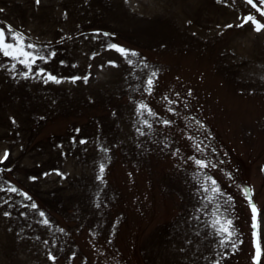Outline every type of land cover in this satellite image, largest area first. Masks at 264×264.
<instances>
[{"label": "rangeland", "instance_id": "rangeland-1", "mask_svg": "<svg viewBox=\"0 0 264 264\" xmlns=\"http://www.w3.org/2000/svg\"><path fill=\"white\" fill-rule=\"evenodd\" d=\"M0 9V21L57 50L38 66L80 77L44 83L19 75L23 65L16 76L10 64L0 69V157L9 153L0 160V264H253L244 189L264 215V30L240 21L264 15L246 0H0ZM109 42L139 55L130 65ZM140 99L158 113L143 110L150 128L135 111ZM192 156L208 161L200 180ZM203 173L234 198L216 206L235 217V251L199 229L207 216L187 220L205 195Z\"/></svg>", "mask_w": 264, "mask_h": 264}, {"label": "snow or ice", "instance_id": "snow-or-ice-1", "mask_svg": "<svg viewBox=\"0 0 264 264\" xmlns=\"http://www.w3.org/2000/svg\"><path fill=\"white\" fill-rule=\"evenodd\" d=\"M40 0H36L38 4ZM224 3H229V0H224ZM232 3L235 4V0H232ZM247 5H251L252 8L256 9L261 15H264V0H246ZM2 11V9H0ZM251 22L256 31L264 30V20L257 18V16L252 11H246L242 13V19L240 21L241 24H245ZM226 27H231V25H226ZM94 31L100 32L101 29H95ZM105 35H108L105 33ZM114 36L115 33H112ZM109 49L117 50L128 64H132L133 61L130 58L131 56H138L139 52L136 49L128 48L122 44L116 42H109L105 45ZM0 55L5 58H10L6 62H0V69H4L6 64H10L11 67V75L16 76L18 73L15 71L17 65H23L26 70L21 71L19 75L24 78H29L30 76L33 79H43L44 83L55 82L59 83L62 80L68 79L72 81H76L80 79L79 76H68L64 77L62 75H57L53 71L49 70L47 66H38L39 61L48 62L52 59V57L57 55V50L52 48L50 44H40L33 41L29 36L25 34L24 31L15 27L13 24L7 21H0ZM96 55V53H93ZM60 64H66L67 61L60 60ZM119 61L115 59H110L107 61L109 64H117ZM144 61H139L138 65L144 64ZM34 65H36L34 69ZM102 66V65H101ZM38 74H43L40 76ZM155 72H152L147 76L145 90L149 93L153 92V85L155 83ZM83 79L87 81L88 77L84 76ZM179 95V94H177ZM137 107L135 109L136 113L140 115L142 123L151 127L150 121L144 118L143 110H147L152 116H157L158 113L145 102L144 99H140L136 101ZM170 111H175L174 108L170 109ZM163 124H171L172 121L165 118L161 121ZM202 123V122H201ZM137 132L142 133V129L137 128ZM143 134V133H142ZM86 139V138H84ZM83 142V141H82ZM101 149L104 152H108L109 150L105 148L103 145H100ZM179 152V149L176 150ZM8 149H5L4 156L0 157V160L6 159L8 157ZM175 154V153H174ZM191 159L194 161L195 165H197L196 172L193 173V178L200 180V177L197 173H201L204 168L208 166V161L205 159L197 158L196 156H192ZM105 163H99V175L97 179L102 180L105 172ZM0 171H3L0 168ZM59 171V170H57ZM230 175V174H229ZM33 179H35L33 177ZM210 182V183H209ZM202 188L205 191V195L203 196V200L200 202L199 209H193V214L187 217V220L193 221L194 219L199 220V216L203 214L208 217V222H201L199 225V229H210V235H214L219 237L218 247L223 249L224 247H230L233 251L237 249V243L233 242V237H235L238 233V229L234 224V215L230 209V207H221L216 206L217 201L220 200L222 196H227L228 201L233 202L234 198L231 194L223 191L217 180L209 176L207 173H203V180L201 181ZM8 184L11 185L10 191L19 193L20 195L27 197L29 200H32L30 194L25 191L23 188H18L16 185L12 184L11 181H8ZM4 185L0 184V189H3ZM200 189H196L197 194L199 195ZM245 195L248 196V203L251 207V227H252V235H253V246H254V254L251 256V261L253 264H261V257L264 255V247H262L261 243V225L260 220L264 219V215H262V210L257 206V204L251 199L248 195L251 192V188L245 186L244 189ZM203 201H209L212 207V212L208 213L205 209L209 206L205 204ZM31 207L36 209L38 205L35 201L32 202ZM4 215H11V212H5ZM22 215H27V213H22ZM40 216L44 217L42 223L49 224L50 220L45 215L43 210H40ZM199 229H193V231H199ZM61 232L65 231V229L61 228ZM187 243H191V241H187ZM183 250V249H182ZM224 256H228V252L223 253ZM73 256L76 253H72ZM195 255V253H193ZM48 256L51 260L55 261L57 257L51 252H48ZM207 259V257H205ZM193 264L195 262L193 261ZM212 264H220V260L217 258L212 261Z\"/></svg>", "mask_w": 264, "mask_h": 264}]
</instances>
